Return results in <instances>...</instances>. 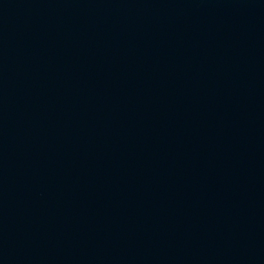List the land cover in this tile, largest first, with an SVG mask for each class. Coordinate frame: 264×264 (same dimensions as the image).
<instances>
[{"label": "water", "instance_id": "water-1", "mask_svg": "<svg viewBox=\"0 0 264 264\" xmlns=\"http://www.w3.org/2000/svg\"><path fill=\"white\" fill-rule=\"evenodd\" d=\"M0 264H264V0H0Z\"/></svg>", "mask_w": 264, "mask_h": 264}]
</instances>
